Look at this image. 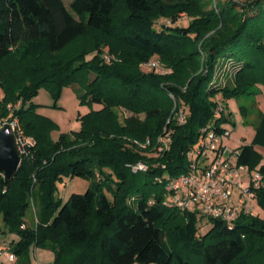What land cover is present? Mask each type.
<instances>
[{"label": "trees", "instance_id": "obj_1", "mask_svg": "<svg viewBox=\"0 0 264 264\" xmlns=\"http://www.w3.org/2000/svg\"><path fill=\"white\" fill-rule=\"evenodd\" d=\"M214 2L0 0V120L17 121L30 140L17 176L0 175L3 232L19 237L15 264H31L32 246L51 248L54 264H264V218L211 220L201 234L200 216L173 207L166 190L188 172L202 129L230 121L224 101L264 85V0ZM182 14L187 26L177 24ZM164 19L173 26L158 29ZM154 58L169 73L142 69ZM66 87L97 108L54 141L56 124L33 100L42 88L58 100ZM255 125L239 163L264 176L255 150L263 112ZM170 131L169 150L149 157ZM140 162L148 169L134 171ZM75 177L89 188L64 204L58 184ZM256 195L264 211V188ZM32 204L37 222L22 228Z\"/></svg>", "mask_w": 264, "mask_h": 264}, {"label": "built area", "instance_id": "obj_2", "mask_svg": "<svg viewBox=\"0 0 264 264\" xmlns=\"http://www.w3.org/2000/svg\"><path fill=\"white\" fill-rule=\"evenodd\" d=\"M147 66L162 74L169 73L158 59H152ZM224 111L225 107L220 102L216 113ZM177 116L178 123L185 124L187 117L185 108H180ZM7 123L11 124L15 131L17 151L21 157L30 140L26 139L22 132L17 134V121L0 120V128ZM171 134L170 131L159 138L157 153L163 154L169 150ZM201 134L198 145L187 154L188 172L167 183L170 204L184 212L223 221L229 227H234L244 215L260 216L252 200L257 199L256 191L264 188V176L259 171H252L248 166L239 163V149L229 150L225 145L226 138L231 136L230 130L223 126L218 127L213 122L202 129ZM132 168L134 171L148 169L141 163ZM247 170H250L248 187L242 177ZM235 192L238 193V200L233 203ZM0 255H5L12 263L16 262V256L1 247Z\"/></svg>", "mask_w": 264, "mask_h": 264}, {"label": "rangeland", "instance_id": "obj_3", "mask_svg": "<svg viewBox=\"0 0 264 264\" xmlns=\"http://www.w3.org/2000/svg\"><path fill=\"white\" fill-rule=\"evenodd\" d=\"M66 4H69L71 0H64ZM229 1H240L246 0H215L214 4ZM180 26L188 25V18L186 14H182L178 23ZM173 26L169 20H161L157 23V28L161 26ZM106 61H110L111 55L108 49H104ZM92 56L87 57L90 60ZM108 58V59H107ZM158 59V58H154ZM144 71H150L151 68L143 66ZM232 78L231 73L222 75L220 77L221 82L226 83ZM257 89L260 93L257 95L242 96L239 98H231L224 101L227 107V114L229 116V122L224 123L223 127L231 131V136L226 138L225 145L229 150L239 149L245 145H251L256 135V113L261 111L264 113V85H258ZM85 92L84 89H80V93ZM0 96L2 93L0 91ZM221 101L220 96L218 97ZM223 101V100H222ZM34 104L39 105L38 113L50 118L56 124L55 130L52 132V139L57 141L62 133H70L71 131H79L81 129V122L79 120L80 115L89 113L92 109H96L97 105H90L88 103L81 104L79 99V92L73 88H63L61 96L58 100H55L52 94L45 88H42L37 97L33 100ZM123 119V117L121 118ZM256 152L262 158V164H264V147L256 146ZM149 157H157L159 153H147ZM143 165L145 163L140 162ZM139 164V163H138ZM147 166V165H146ZM249 171L243 173V181L246 186H249ZM89 180L75 177L64 178L63 182L58 184L59 197L63 200L64 204L68 201L72 194H83L89 188ZM162 190V187H160ZM257 197V195H256ZM238 200V193L235 192L232 198V202ZM256 211L260 213L261 218H264V211L260 208L258 200H252ZM35 204V203H34ZM37 206L32 204V207L28 211L25 217V223L22 228L32 227L37 222ZM211 219L207 217H200L198 226L200 233L204 234L212 227ZM3 224L0 221V247L3 250L10 251L13 247V243L19 240V237L15 234H11L5 230ZM31 264H54L56 260L55 252L49 247L43 246H32L30 248ZM0 264H15L9 261L5 255H0Z\"/></svg>", "mask_w": 264, "mask_h": 264}, {"label": "water", "instance_id": "obj_4", "mask_svg": "<svg viewBox=\"0 0 264 264\" xmlns=\"http://www.w3.org/2000/svg\"><path fill=\"white\" fill-rule=\"evenodd\" d=\"M20 164L15 131L11 124H4L0 128V174L10 181L17 176Z\"/></svg>", "mask_w": 264, "mask_h": 264}, {"label": "crops", "instance_id": "obj_5", "mask_svg": "<svg viewBox=\"0 0 264 264\" xmlns=\"http://www.w3.org/2000/svg\"><path fill=\"white\" fill-rule=\"evenodd\" d=\"M2 93V92H1Z\"/></svg>", "mask_w": 264, "mask_h": 264}]
</instances>
